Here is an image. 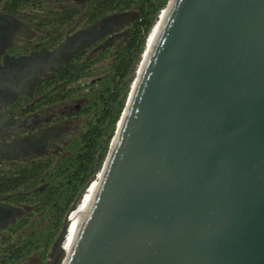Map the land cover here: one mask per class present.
Here are the masks:
<instances>
[{
    "label": "water",
    "instance_id": "water-1",
    "mask_svg": "<svg viewBox=\"0 0 264 264\" xmlns=\"http://www.w3.org/2000/svg\"><path fill=\"white\" fill-rule=\"evenodd\" d=\"M160 13L61 264H264V0Z\"/></svg>",
    "mask_w": 264,
    "mask_h": 264
},
{
    "label": "flooded vegetation",
    "instance_id": "flooded-vegetation-1",
    "mask_svg": "<svg viewBox=\"0 0 264 264\" xmlns=\"http://www.w3.org/2000/svg\"><path fill=\"white\" fill-rule=\"evenodd\" d=\"M7 1L0 0L2 177L17 175L23 167H30L41 160L55 165L69 152L72 143L88 126V114L83 110L105 75L89 81L88 78L99 64L106 63L107 68L108 61L91 65L90 75L67 86L75 91L55 101L52 100L54 96L65 92L62 88L66 82V78H62L63 69L86 62L90 56L101 54L107 48L113 50L120 46L129 35L130 25L136 16V10H128L134 15L120 29L124 21L122 15L128 11L108 14L91 23L84 18L83 11L61 25L56 22L63 17L57 12L86 7L88 0L79 4L51 3L54 0H48L44 7L50 15L32 6L12 12L7 8ZM47 17L52 21L48 23ZM74 99H79L80 103L69 109L68 103ZM74 118L86 121L85 128L75 135L72 129H78L74 126ZM22 193V187L0 193V264L5 260L7 250L24 235L26 221L34 222L38 218L33 215L31 205L17 199ZM33 259L36 258L30 256L13 264Z\"/></svg>",
    "mask_w": 264,
    "mask_h": 264
},
{
    "label": "trees",
    "instance_id": "trees-1",
    "mask_svg": "<svg viewBox=\"0 0 264 264\" xmlns=\"http://www.w3.org/2000/svg\"><path fill=\"white\" fill-rule=\"evenodd\" d=\"M47 1L8 0L7 8L19 12L23 7L32 6L50 15L44 7ZM167 3L168 0H88L86 7L57 12L63 17L56 22L61 25L83 11L89 23L108 14L128 10H136V16L130 25L129 35L120 46L113 50L107 48L101 54L90 56L84 64L70 65L62 70V78H66L62 87L65 92L54 96L52 100L55 101L74 92L67 86L90 75L91 65L108 61L105 76L83 110L88 114V126L72 143L69 152L55 165L41 160L30 167H23L17 175L0 176V193L22 187L24 193L17 199L31 205L34 216L48 218L43 226L38 225V219L34 222L28 219L24 224V235L7 250L1 264H13L30 256L38 260L36 264H44L48 259L77 198L103 166L146 47V39ZM46 21L49 23L52 19L47 17Z\"/></svg>",
    "mask_w": 264,
    "mask_h": 264
},
{
    "label": "rangeland",
    "instance_id": "rangeland-1",
    "mask_svg": "<svg viewBox=\"0 0 264 264\" xmlns=\"http://www.w3.org/2000/svg\"><path fill=\"white\" fill-rule=\"evenodd\" d=\"M83 0H54L52 1L51 3L53 2H68V3H73V4H79L80 2H82ZM134 14L131 12V11H128V12H125L122 17L124 18V21L122 22V26L120 29H122L125 25H126V21L127 19H129L130 17H132ZM119 29V30H120ZM117 38H115L114 40H116ZM106 63H101L99 64L97 67H95L94 69V73L93 75L88 78V81L92 78H97V77H100V76H104L106 74ZM79 99H74V100H71L69 101L68 103V108L69 109H73L75 108L78 104H79ZM59 109H63V108H59ZM85 119L84 118H74L73 119V123H75L74 126L77 127V131L75 129H72V132L74 133V135L76 133H78L80 130L84 129L85 128ZM73 214V213H72ZM72 216V215H71ZM37 219H38V225L39 226H43L46 221L48 220V218H42L40 217V215H37ZM61 236V235H60ZM60 236L58 237L57 241H56V244L54 245V247L52 248L50 254H49V257L48 259L46 260V262L44 264H61L62 261H63V258L65 257L66 255V252H67V238H66V241H65V244H62L63 242L60 241ZM62 244V248L60 247V243ZM38 260H27V261H24L22 262L21 264H36Z\"/></svg>",
    "mask_w": 264,
    "mask_h": 264
},
{
    "label": "bare ground",
    "instance_id": "bare-ground-1",
    "mask_svg": "<svg viewBox=\"0 0 264 264\" xmlns=\"http://www.w3.org/2000/svg\"><path fill=\"white\" fill-rule=\"evenodd\" d=\"M162 18H163V16L160 13V17L158 18V20L153 25L152 30L150 31V33L148 35V39H146L147 40L146 47H145L146 50H147V48H150L152 46V44L154 43L157 32H159V30H160ZM98 185H99V178H96L92 182V184L87 188V190L83 193V195L80 198L75 209H73L69 213V216L67 219L68 220V226H67L66 234L64 237V241H63V244H65V241L67 238V242H68L67 252H69L72 248V245H73V242L76 238V234L78 233L80 224L84 218V215H85L87 208L89 207L91 201L94 198V194L98 188Z\"/></svg>",
    "mask_w": 264,
    "mask_h": 264
}]
</instances>
